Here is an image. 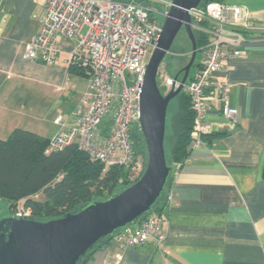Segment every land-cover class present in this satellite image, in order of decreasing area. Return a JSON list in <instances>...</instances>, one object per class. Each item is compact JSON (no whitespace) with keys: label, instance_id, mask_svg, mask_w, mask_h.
Wrapping results in <instances>:
<instances>
[{"label":"crops","instance_id":"crops-1","mask_svg":"<svg viewBox=\"0 0 264 264\" xmlns=\"http://www.w3.org/2000/svg\"><path fill=\"white\" fill-rule=\"evenodd\" d=\"M224 2L245 7L259 27L246 33L245 55L216 75L229 88L237 121L216 110L217 94L208 91L207 119L215 133L207 145L191 147L173 178L177 206L166 209L165 249L154 241L125 248L112 242L86 264H264V0ZM44 4L0 0L1 140L20 128L50 141L63 127L78 124L77 109L89 86L86 69L70 68L78 39L59 40L53 65L25 58Z\"/></svg>","mask_w":264,"mask_h":264},{"label":"built area","instance_id":"built-area-1","mask_svg":"<svg viewBox=\"0 0 264 264\" xmlns=\"http://www.w3.org/2000/svg\"><path fill=\"white\" fill-rule=\"evenodd\" d=\"M170 8L171 0H45L39 31L26 45L25 58L53 65L59 54V40L78 39L71 65H80L89 75V86L77 109L78 124L63 127L49 141L47 153L77 145L91 159L111 167H124L138 181L145 171L144 161L135 153L131 132L140 128V92L149 56L155 49L163 21L151 3ZM193 29L208 37L199 66L183 86L194 112L191 147L207 145L215 133L207 119L208 91L217 94L216 110L236 122L238 109L230 104L229 88L217 81L226 63L245 55L246 33L258 29L248 10L225 2H211L192 10ZM159 76L169 93L181 86L161 65ZM175 80V82H174ZM141 84V87H138ZM174 84V89H173ZM61 123V122H60ZM62 124V123H61ZM183 164L173 167V178ZM168 208L177 206L173 194ZM151 213V212H150ZM17 216L31 215L21 208ZM166 228L157 213L142 223L130 224L113 236L120 248L141 247L154 241L165 249Z\"/></svg>","mask_w":264,"mask_h":264},{"label":"water","instance_id":"water-1","mask_svg":"<svg viewBox=\"0 0 264 264\" xmlns=\"http://www.w3.org/2000/svg\"><path fill=\"white\" fill-rule=\"evenodd\" d=\"M203 0H171L162 31L147 63L140 92V130L147 149V165L141 178L105 201H91L75 212L38 220L33 215L0 218V264H79L103 239L150 213L173 173L165 149L170 103L182 92L198 55L191 11ZM185 30L192 57L181 74V86L163 94L159 70L177 36ZM174 80V82H175ZM174 89V84H173Z\"/></svg>","mask_w":264,"mask_h":264},{"label":"trees","instance_id":"trees-1","mask_svg":"<svg viewBox=\"0 0 264 264\" xmlns=\"http://www.w3.org/2000/svg\"><path fill=\"white\" fill-rule=\"evenodd\" d=\"M224 1L203 0L200 6ZM196 39L198 55L195 68L199 66L208 37L200 34ZM79 67L81 66L74 64L70 66L74 72H77ZM178 96L181 97V129L171 154L167 155L168 164L173 167L178 163L184 164L190 157L194 124V112L189 96L183 91ZM131 137L135 142L136 155H143L146 166L147 149L139 127L131 132ZM48 145L49 139L20 128L15 129L7 140L0 139V200L7 201L11 211L15 212L18 204L23 202V206L30 209L31 215L38 220L59 218L75 212L91 201L108 200L131 185L128 181L129 171L124 167L114 166L104 172V165L91 159L77 145L47 153ZM172 181L171 175L162 197L151 211L163 220L169 207L167 196ZM38 194L43 198H36ZM13 212L11 214H14ZM151 213L141 216L136 222L142 223ZM112 241L113 237L103 239L79 264H86L99 249Z\"/></svg>","mask_w":264,"mask_h":264},{"label":"rangeland","instance_id":"rangeland-1","mask_svg":"<svg viewBox=\"0 0 264 264\" xmlns=\"http://www.w3.org/2000/svg\"><path fill=\"white\" fill-rule=\"evenodd\" d=\"M151 5L160 13L164 15L170 8L165 6L163 3H151ZM159 19H161L163 22L165 20V17H163L160 14H157ZM196 38L198 35H200L199 32L194 30ZM192 57V44L187 36V33L185 30H183L176 38L171 51L166 55L164 61H163V68L166 69L169 74L172 77H175L176 75L181 74L186 65L189 63L190 59ZM150 59V56H149ZM148 59V61H149ZM197 63V59H196ZM195 67L191 69V75L194 73ZM183 75L180 76V79L182 78ZM158 82L160 89L163 94H167L166 88L162 85V79L160 76H158ZM180 100L181 97L178 96L176 97L169 105L168 108V114H167V125H166V141H165V149H166V154L169 156L172 152L174 143L176 141V138L178 134L180 133V117H181V107H180ZM139 160L144 161L143 155L139 154L137 155ZM146 167V166H145ZM129 171V170H127ZM136 179H133L130 177V172L128 173V181L132 185L135 183ZM37 198V197H36ZM25 208L23 206V202H20L18 206L15 208V212L13 210L11 211L10 209V204L7 201H2L0 200V218L6 217V216H17L18 210L21 208ZM27 209V208H26ZM14 214H11V213Z\"/></svg>","mask_w":264,"mask_h":264}]
</instances>
